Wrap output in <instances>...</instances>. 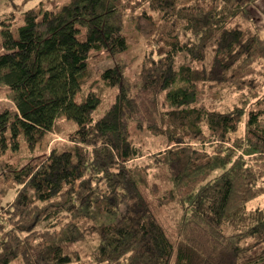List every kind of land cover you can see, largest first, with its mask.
I'll use <instances>...</instances> for the list:
<instances>
[{
  "label": "trees",
  "instance_id": "1",
  "mask_svg": "<svg viewBox=\"0 0 264 264\" xmlns=\"http://www.w3.org/2000/svg\"><path fill=\"white\" fill-rule=\"evenodd\" d=\"M123 1L68 0L53 8L25 9L16 27L12 20H0V83L15 103V109L0 111V158L18 150L21 138L36 146L59 117L77 125L71 135L73 149L54 148L39 165L12 173V184L24 186L12 206L22 227H12L2 237L0 233V264L19 256L25 264H83L86 247L78 246L86 244L89 226L77 219L97 224L92 264H264V212L246 209L256 195L258 176L245 159L264 153L261 113L250 111L244 138L229 144L243 109L221 112L195 105L198 83L220 80L228 58L241 56L249 66L264 58V37L256 26L246 27L253 33L243 24L228 26L239 14L254 22L246 8L252 0H149L168 24L182 25L190 36L185 41L175 35L171 49L144 66L141 91H133L120 67L107 68L101 78L118 85L119 92L95 119L101 99L93 91L82 92L88 60L93 51L127 50ZM11 2L5 0L4 8ZM143 19L152 16L144 11ZM210 46L216 50L211 65L196 67L193 63L204 61ZM179 52L187 54V61L175 68ZM162 92L166 111L155 97ZM134 117L164 134L170 145L154 161L166 171L171 186L167 195L152 200L147 196L149 167L128 165L141 156L129 139L127 123ZM167 199L182 206L176 240L153 209ZM36 202L53 212L48 219L68 212L71 220L60 231L19 235L41 221ZM233 231L254 236L252 250L242 247L244 237Z\"/></svg>",
  "mask_w": 264,
  "mask_h": 264
},
{
  "label": "rangeland",
  "instance_id": "2",
  "mask_svg": "<svg viewBox=\"0 0 264 264\" xmlns=\"http://www.w3.org/2000/svg\"><path fill=\"white\" fill-rule=\"evenodd\" d=\"M67 1L68 0H13V2H11L12 4L4 8L7 3H5V0H0V20H12L11 25L16 27V25L22 22L23 11L25 9L33 6L53 8ZM246 8L254 17V22L256 24L253 22V19L248 20L246 17L239 14L230 19L231 22L228 23V26H241L243 24L241 27H244L245 31L251 32L252 30L246 27H251L253 29L256 26L260 34L264 27V0H252ZM144 11L152 16L151 20H141L144 16ZM10 15H12V19L9 18ZM165 16L166 15L162 12L151 9L149 0L123 1L121 18L123 20V34L126 36L128 42L127 50L116 54H110L105 50L93 51L88 60L87 77L85 78L82 92L86 93L93 91L99 95L101 99V103L93 113L95 119L104 115L119 92L118 85L110 86L101 78V74L107 68L120 67L128 83L135 86L133 91H141V76L144 66H147L152 59L157 61L164 52L169 51L171 49L170 43L173 42V37L175 35H177L180 40H188L190 31L185 32L184 29H182V25L171 26L168 24V21L163 19ZM206 51L207 53L204 61L193 63L194 65L197 64L196 67L201 68L204 64H206V66L211 65L216 50L214 46H210ZM262 51L264 52V50ZM186 57V53L179 52L175 56V68H178L179 64L186 62ZM253 58L254 57L250 59L253 61ZM242 59L243 57L241 56L237 57L235 61H233V57L228 58L225 62L228 66V70L226 68L224 76L219 74L220 80L200 81L197 86L198 97L195 105L204 106L206 109H215L221 112L230 111L235 107H241L243 109L244 113L238 129L229 133V144H232L236 138H244L250 111L261 113L260 125L264 127V58L256 59L254 64L250 66L243 63ZM246 75L249 76L244 78ZM144 93L147 97H153L152 94L145 91ZM155 97L162 106L161 110L166 111L167 106L163 104L164 93L162 92L159 97L157 95ZM5 108L13 110L15 109V103L12 100L11 92L8 87L0 83V111ZM156 110L157 121L162 124L159 119L160 114L158 113V107H156ZM148 125L149 123L147 121L141 124L136 117L131 118L127 123L129 139L139 148L141 155L129 160L128 165L131 167H149L148 178L150 187L147 190V196L152 200L167 195L171 186L166 171L157 167L154 161L155 157L159 155V152L164 151L170 145L164 134L150 130L147 127ZM76 128L77 125L72 120L64 116L59 117L54 124L53 130L47 132L36 146L29 147L25 140L21 138V145L18 150H8L2 155L0 158L1 237L6 231L8 232L11 230L12 227L17 228V225H22L20 216L15 212L12 213V206L16 193L20 190V187L22 189L24 186L12 184V173L22 169L26 165H39L48 157L54 148L57 151L73 149L74 142L71 141V135ZM88 149L90 150L91 148ZM245 159L251 170L258 176L257 188L254 190L256 195L246 202V209L248 211L262 209L264 212V153L246 155ZM218 172L219 171L215 173ZM35 205L38 206V210L41 211V221L30 232L19 231L18 233L21 236H26L31 233L37 236L44 232L60 231L62 225L71 220V216L68 212H62L56 215L57 217L51 218L54 220H50L48 217L53 215V212L48 209L42 210L41 208L45 207L44 203L36 202ZM153 209L167 233H169L172 239L175 238L176 240L178 222L182 214V206L178 200L167 199L163 205H155ZM83 221V219L76 220L77 223H86L89 229L85 231V234H87L86 244H81L78 246V249L82 250L86 247V251L82 253L81 259L85 261L83 264H92L90 254L93 251V245L98 242V233L94 229V225L97 224L93 220ZM58 222H60L59 225ZM233 233L242 235L244 238L241 241V246L252 250L255 245L253 244L255 239L254 236L248 235L245 231H233ZM37 239H39V237H37ZM69 250L73 251V248L69 247ZM10 264L25 263L23 258L19 256L12 260Z\"/></svg>",
  "mask_w": 264,
  "mask_h": 264
},
{
  "label": "crops",
  "instance_id": "3",
  "mask_svg": "<svg viewBox=\"0 0 264 264\" xmlns=\"http://www.w3.org/2000/svg\"><path fill=\"white\" fill-rule=\"evenodd\" d=\"M260 35H261L262 37H264V27H263V29L261 30Z\"/></svg>",
  "mask_w": 264,
  "mask_h": 264
}]
</instances>
